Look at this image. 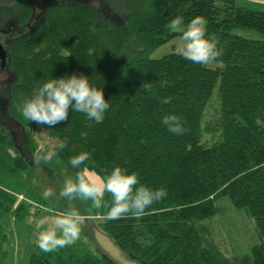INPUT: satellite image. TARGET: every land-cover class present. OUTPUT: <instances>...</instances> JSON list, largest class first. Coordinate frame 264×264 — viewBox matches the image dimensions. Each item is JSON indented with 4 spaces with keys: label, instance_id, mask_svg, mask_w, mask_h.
<instances>
[{
    "label": "trees",
    "instance_id": "1",
    "mask_svg": "<svg viewBox=\"0 0 264 264\" xmlns=\"http://www.w3.org/2000/svg\"><path fill=\"white\" fill-rule=\"evenodd\" d=\"M37 3L15 0L25 29L6 46L0 66V173L54 175L52 158L37 163L45 150L23 103L51 78L84 74L103 89L109 108L102 123L70 109L67 121L42 125L59 142L52 156L76 173L70 160L88 152L81 168L106 177L119 165L167 193L139 219H110L105 193L97 226L141 264H231L210 224L216 201L229 196L255 219L261 242L253 264H264V10L236 0ZM198 15L222 49L216 61L195 64L175 51L150 57L177 34L166 27L169 20L182 16L187 24ZM241 28L263 36L247 37ZM166 97L170 103H162ZM169 114L180 117L184 134L168 131L162 120ZM18 194L0 183V264H16L9 221L32 213ZM18 264L117 263L103 252H44L28 244Z\"/></svg>",
    "mask_w": 264,
    "mask_h": 264
},
{
    "label": "clouds",
    "instance_id": "2",
    "mask_svg": "<svg viewBox=\"0 0 264 264\" xmlns=\"http://www.w3.org/2000/svg\"><path fill=\"white\" fill-rule=\"evenodd\" d=\"M96 2V0H94ZM207 20L203 16L193 17L185 24L182 16H174L166 27L170 32L180 33L182 43L177 46V54L195 64L207 66L222 55L215 38L208 37ZM170 98H164L162 103H170ZM109 108L103 89L90 83L84 74L73 73L70 76L51 78L41 87L35 89L30 98L25 99L22 115L25 119L38 125L54 127L67 121L69 110L83 113L89 120L102 123L104 114ZM162 123L168 131L175 135L185 132L180 117L175 114L165 115ZM86 138L87 133H82ZM88 152H81L72 157L70 163L79 169L75 177L65 179L61 196L69 200L79 198L91 201L93 208L103 206L105 193L110 194L111 203L108 207V217L118 219L131 214L139 219L145 215V210L166 195L164 188L153 189L140 183L138 174L129 172L127 168L115 166L106 177L101 180L94 178V174L87 167L81 168L89 160ZM52 152H41L37 163L43 160L47 163ZM44 197L53 195L50 189L45 190ZM81 214L70 208L58 212L51 221L41 220L37 227L42 229L38 233L37 246L44 252H53L58 248L73 244L79 239Z\"/></svg>",
    "mask_w": 264,
    "mask_h": 264
},
{
    "label": "rangeland",
    "instance_id": "3",
    "mask_svg": "<svg viewBox=\"0 0 264 264\" xmlns=\"http://www.w3.org/2000/svg\"><path fill=\"white\" fill-rule=\"evenodd\" d=\"M240 6L252 9L264 10V0H236ZM2 4L12 3V0H0ZM243 35L252 38H261L260 31L248 28L239 29ZM182 43V35L177 33L169 41L155 48L151 58H160L173 51L177 52V46ZM33 135L39 149L52 152L58 145V141L49 136L42 125L33 126ZM54 166V175L48 177L38 176L33 178H15L6 173H0L1 185L17 195L18 200L30 202L32 206L29 216L22 220L11 219L9 221L12 232L9 235L12 241L13 255L16 264L23 259L24 249L28 244L37 245L39 231L37 225L41 220L51 221L58 212L67 211L70 208L78 210L82 217L81 231L77 241L63 247L64 250H77L89 252H103L117 264H141L129 257L107 234L98 226L101 207L93 208L91 201L79 198L69 200L61 196L65 179L75 177L63 162L51 156ZM54 158V159H53ZM91 172V171H90ZM94 178L101 180L103 175L91 172ZM50 189L52 196L45 198V190ZM215 213L210 220L212 235L219 242L228 256L231 264H253V247L261 242L258 226L255 219L245 208L236 207L229 196H224L216 201ZM67 248V249H65Z\"/></svg>",
    "mask_w": 264,
    "mask_h": 264
},
{
    "label": "flooded vegetation",
    "instance_id": "4",
    "mask_svg": "<svg viewBox=\"0 0 264 264\" xmlns=\"http://www.w3.org/2000/svg\"><path fill=\"white\" fill-rule=\"evenodd\" d=\"M11 1V0H10ZM37 3V0H34ZM15 0L12 3L2 4L0 2V66L5 67L7 61V45L16 35L24 31L25 25L21 23L20 8H14Z\"/></svg>",
    "mask_w": 264,
    "mask_h": 264
}]
</instances>
